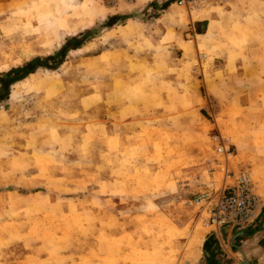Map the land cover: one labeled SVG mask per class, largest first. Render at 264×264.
<instances>
[{
  "label": "rangeland",
  "instance_id": "obj_1",
  "mask_svg": "<svg viewBox=\"0 0 264 264\" xmlns=\"http://www.w3.org/2000/svg\"><path fill=\"white\" fill-rule=\"evenodd\" d=\"M179 1L0 0V78L80 40L0 100V264H210L189 200L226 167L263 198L264 0ZM100 88L142 107L109 117L108 139L87 122Z\"/></svg>",
  "mask_w": 264,
  "mask_h": 264
},
{
  "label": "crops",
  "instance_id": "obj_2",
  "mask_svg": "<svg viewBox=\"0 0 264 264\" xmlns=\"http://www.w3.org/2000/svg\"><path fill=\"white\" fill-rule=\"evenodd\" d=\"M171 5L169 6V8ZM168 8V9H169ZM201 21V19H191V23H194ZM192 31V26H189ZM160 29V35H163L165 33L166 28L163 26H159ZM175 39L182 38L184 40L183 33H179L177 30H175ZM200 34V33H199ZM201 35V34H200ZM256 55L257 53L254 52V48L250 49V52H247L246 55ZM101 55H113L111 51H101L96 53L93 58L100 59ZM240 58L236 59V63H240ZM240 66V64H239ZM225 67L226 64H223L221 67L219 66L220 70H222V77L218 78L217 81L213 74H211L213 82L216 84H219L220 82L223 83L225 80V77L229 76L228 74H225ZM217 70V69H215ZM213 70V73L214 71ZM244 70V69H242ZM212 71V70H211ZM170 80H174V75L168 76ZM229 78V77H228ZM230 79V78H229ZM220 83V84H221ZM106 85V84H105ZM104 85V88L107 86ZM104 88H100V96L93 97V92L90 93L89 97V104L87 108L89 107L90 110V117L87 122L90 124V128L93 126L97 127L100 122L104 123V128H97L96 132L97 134L105 131L106 138L108 139L111 137V134L108 133L110 131L107 130L106 127H108V122H111L109 117H113L112 122H116L118 116L120 117V114H122V111L124 107L129 106L132 107V113H135L133 111L138 110L139 112L142 111V107L139 103H126L122 101L121 98H118L117 96L112 97L114 103L113 106H110L109 103H107V96H105V92L103 91ZM95 95V94H94ZM84 100H86V97H84ZM83 99L80 100L84 101ZM83 104V103H82ZM136 106V107H135ZM114 110V111H113ZM133 117H137L135 114L129 115ZM128 116V118H129ZM121 120H126L121 119ZM111 122V123H112ZM83 134H86V130L82 131ZM102 141V143L99 145V149L101 152L107 151V144L106 140ZM96 147V145H95ZM105 181H111L108 177H105ZM98 189L95 188L94 191H97ZM213 238L211 240L216 241V245L214 247H211V255L209 253V247L208 244L206 246L205 255L208 256V262L210 264H264V196L261 202V206L259 209V215L255 222L247 227H222L218 231L212 232ZM208 242V241H207ZM209 243V242H208ZM200 258V257H199ZM199 260V259H198ZM192 262H195L192 260Z\"/></svg>",
  "mask_w": 264,
  "mask_h": 264
},
{
  "label": "built area",
  "instance_id": "obj_3",
  "mask_svg": "<svg viewBox=\"0 0 264 264\" xmlns=\"http://www.w3.org/2000/svg\"><path fill=\"white\" fill-rule=\"evenodd\" d=\"M182 2L180 0L179 4ZM214 138L218 141L216 152L228 159L232 152L219 143L220 136ZM262 199L255 193L244 170L234 173L226 167L223 184L218 189L203 191L189 203L196 205L199 220L210 226L212 231H218L226 226L241 228L252 225L259 215Z\"/></svg>",
  "mask_w": 264,
  "mask_h": 264
},
{
  "label": "trees",
  "instance_id": "obj_4",
  "mask_svg": "<svg viewBox=\"0 0 264 264\" xmlns=\"http://www.w3.org/2000/svg\"><path fill=\"white\" fill-rule=\"evenodd\" d=\"M156 3L157 2H152V5L157 6ZM168 5L169 3H165L160 6V9H165ZM205 24L206 22H196V31L198 33H203L204 29L199 28V25ZM77 41H80L79 38L73 36L72 38L68 39L56 53L48 55L44 58L35 57L22 66L14 67L8 70L5 74L7 78H0V100L5 97V93L11 84L25 78L28 74L33 73L37 66H44L46 68L55 69L62 62L61 59L65 54L67 48H77L80 46V42L79 44H76ZM50 60L57 61L56 66H49L48 61ZM207 244L208 243L206 241L204 243V251H206Z\"/></svg>",
  "mask_w": 264,
  "mask_h": 264
}]
</instances>
